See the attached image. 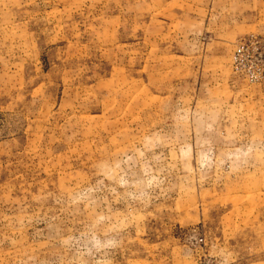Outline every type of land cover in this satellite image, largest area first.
I'll list each match as a JSON object with an SVG mask.
<instances>
[{"label":"rangeland","instance_id":"1","mask_svg":"<svg viewBox=\"0 0 264 264\" xmlns=\"http://www.w3.org/2000/svg\"><path fill=\"white\" fill-rule=\"evenodd\" d=\"M0 264H264V0H0Z\"/></svg>","mask_w":264,"mask_h":264},{"label":"built area","instance_id":"2","mask_svg":"<svg viewBox=\"0 0 264 264\" xmlns=\"http://www.w3.org/2000/svg\"><path fill=\"white\" fill-rule=\"evenodd\" d=\"M243 51V47H238L235 54H234V62L236 65H238L239 63V60H240V55H241V52Z\"/></svg>","mask_w":264,"mask_h":264}]
</instances>
